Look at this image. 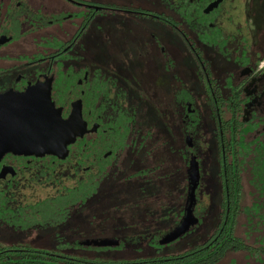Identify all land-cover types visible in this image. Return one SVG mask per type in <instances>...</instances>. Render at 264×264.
<instances>
[{
    "label": "flooded vegetation",
    "instance_id": "af4514ba",
    "mask_svg": "<svg viewBox=\"0 0 264 264\" xmlns=\"http://www.w3.org/2000/svg\"><path fill=\"white\" fill-rule=\"evenodd\" d=\"M117 1L0 0V97L20 95L30 118L69 121L74 112L80 118L79 136L67 146L66 159L4 155L0 173L13 177L0 179V198H8L21 180L46 176L55 186L64 184L61 193L68 199L80 198L83 211L112 195L129 200L120 223L144 231L154 221L150 187L167 186L181 171L188 199L177 229L190 204L194 164L198 185L191 229L199 223L194 208L201 159L209 160L200 148L214 140L222 211L202 245L221 242L234 215L236 222H246L238 227L250 241L253 226L264 231V24L258 18L263 1ZM107 13L145 32L139 48L103 49L93 26ZM184 48L202 72L204 99L185 89ZM211 53L227 69L222 84L211 78L212 61L206 57ZM206 111L211 124L205 122ZM236 181L239 196L233 194ZM248 184L254 189L250 206ZM33 228L49 227L28 229ZM261 243L264 239L249 242L264 247Z\"/></svg>",
    "mask_w": 264,
    "mask_h": 264
},
{
    "label": "rangeland",
    "instance_id": "374dc122",
    "mask_svg": "<svg viewBox=\"0 0 264 264\" xmlns=\"http://www.w3.org/2000/svg\"><path fill=\"white\" fill-rule=\"evenodd\" d=\"M109 2L117 0H108ZM259 8L261 23L264 24V0ZM118 2V1H117ZM116 13H107L99 17V22L93 26L100 34L101 46L104 50L139 48L143 43L145 32L136 25L116 19ZM211 53L208 59L212 61V75L214 84H222L226 79L227 69L213 59ZM182 75L185 89L190 93H198L201 99L205 98L204 78L194 58L185 48L182 56ZM205 122L212 123L211 112H205ZM201 130V137H204ZM206 150L209 160L203 163L201 159V180L196 192L195 211L199 223L194 225L178 240L162 245L164 238L174 232L184 216L187 206V186L182 183L181 171L172 174L166 185L150 187V204L153 226L144 231H132L120 223L121 211L130 205L129 200L112 195L104 197L97 202H91L86 211L76 207V212L67 221L49 228L19 229L0 222V247H33L42 249L58 256L72 259H82L89 262H115L136 261L154 257H165L183 254L204 243L216 230L220 220L223 202V190L219 178V158L214 140L207 142L200 148ZM174 161L178 156L173 155ZM186 167V166H185ZM36 182L21 180L15 183L7 195L14 206L24 204H37L52 195L63 192L64 184L55 186L54 182L46 181V176H40ZM53 185V186H52ZM164 190V191H163ZM251 184L247 185L248 206L252 204ZM250 195V196H249ZM9 201V199L7 198ZM17 213V211H16ZM240 227L246 222L239 219ZM251 240L264 239V231L257 232L252 227ZM251 228V229H252ZM248 229L247 227L243 228ZM237 234L244 237L243 230L237 226ZM117 241L113 247L85 246L86 242ZM247 243L250 241L245 240ZM260 246H264L261 243ZM20 255H15L19 258ZM247 253H231L220 264H264L255 260L249 261Z\"/></svg>",
    "mask_w": 264,
    "mask_h": 264
},
{
    "label": "trees",
    "instance_id": "16d2710c",
    "mask_svg": "<svg viewBox=\"0 0 264 264\" xmlns=\"http://www.w3.org/2000/svg\"><path fill=\"white\" fill-rule=\"evenodd\" d=\"M238 172V171H237ZM255 176V168H253ZM238 177L236 173V178ZM233 194L240 195V181H236ZM253 186L255 182L253 181ZM9 199V197H8ZM81 199H68L60 193L57 197L47 199L37 204H24L14 206L6 196L0 198V222L19 229H28L32 226L54 227L72 215L71 209L79 206ZM17 211V213H16ZM239 213L236 206L234 214ZM238 222L235 215L231 228L226 237L215 246L206 248L203 245L183 254L154 257L136 261L115 262H89L82 259L61 257L48 251L33 247H0V264H220L231 253H247L248 260L264 263V247L250 245L237 234ZM15 255H20L15 258Z\"/></svg>",
    "mask_w": 264,
    "mask_h": 264
},
{
    "label": "water",
    "instance_id": "95a60500",
    "mask_svg": "<svg viewBox=\"0 0 264 264\" xmlns=\"http://www.w3.org/2000/svg\"><path fill=\"white\" fill-rule=\"evenodd\" d=\"M20 95H4L0 97L2 111L0 115V160L9 153L17 156L46 157L55 155L66 159L67 146L74 143L80 133L79 113L74 112L69 121L61 118H30L21 109ZM15 105V106H13ZM190 176L191 195L190 204L184 222L173 233L161 242L162 245L170 244L185 235L191 225L192 208L195 201V191L198 185L196 165H192ZM13 177V172L0 173V179ZM85 246L98 247L117 246V241L86 242Z\"/></svg>",
    "mask_w": 264,
    "mask_h": 264
}]
</instances>
